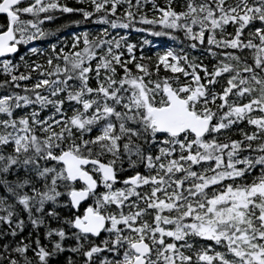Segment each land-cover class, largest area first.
Instances as JSON below:
<instances>
[{"label": "snow or ice", "instance_id": "6c2138e0", "mask_svg": "<svg viewBox=\"0 0 264 264\" xmlns=\"http://www.w3.org/2000/svg\"><path fill=\"white\" fill-rule=\"evenodd\" d=\"M75 3L0 0V264H264V0Z\"/></svg>", "mask_w": 264, "mask_h": 264}, {"label": "trees", "instance_id": "16d2710c", "mask_svg": "<svg viewBox=\"0 0 264 264\" xmlns=\"http://www.w3.org/2000/svg\"><path fill=\"white\" fill-rule=\"evenodd\" d=\"M67 2L74 7H80L82 5H77L75 3V0H67ZM157 2L163 6L166 2V0H157ZM146 10H150V6ZM177 10H180L179 7H177ZM149 14L151 15V12L149 11ZM59 15V14H58ZM72 19H80L79 16H72L71 14H65L64 16L61 17L54 25H52L53 29L57 26H63L59 32H56L54 35L48 37L45 40L42 41H35L33 42L32 45L29 47H36L38 49L44 50L45 52L50 51V45H57L61 46L62 42L65 41V39H70L72 34H79L84 31H88L90 33H96L97 30L102 29L104 26L102 25H97V24H92V23H81L79 27L73 25L71 23ZM123 32V30H120ZM144 39H148L151 43L148 45H142V41ZM129 41L137 44V50L136 54L137 56L140 55L141 52V47L143 48V52L146 55H151L153 56V59H155V52L158 50H163L164 47L172 45V41L168 40L166 37H151L147 36L146 33H135L131 32L129 35ZM27 49L24 46H21V50L19 55H25ZM18 59V57H17ZM31 59L35 60L37 57L31 56ZM41 62H43V58H40ZM205 63H208L206 60ZM239 134L236 133L234 135V138H238Z\"/></svg>", "mask_w": 264, "mask_h": 264}]
</instances>
